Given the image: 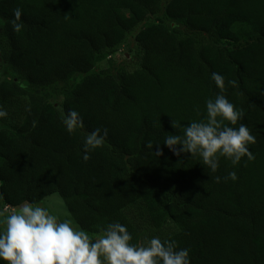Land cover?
I'll use <instances>...</instances> for the list:
<instances>
[{
	"label": "trees",
	"instance_id": "trees-1",
	"mask_svg": "<svg viewBox=\"0 0 264 264\" xmlns=\"http://www.w3.org/2000/svg\"><path fill=\"white\" fill-rule=\"evenodd\" d=\"M0 22L6 205L58 193L89 235L118 221L131 243L174 240L191 264H264V0H0ZM129 35L155 61L99 70ZM221 94L243 112L233 127L249 128L255 159L233 167L221 157L211 173L162 143L183 134L172 119L204 120L206 101ZM60 107L78 111L84 128L68 134ZM96 128L107 130L105 144L84 162L83 138ZM231 171L238 179L225 182Z\"/></svg>",
	"mask_w": 264,
	"mask_h": 264
},
{
	"label": "clouds",
	"instance_id": "clouds-1",
	"mask_svg": "<svg viewBox=\"0 0 264 264\" xmlns=\"http://www.w3.org/2000/svg\"><path fill=\"white\" fill-rule=\"evenodd\" d=\"M11 21L13 30H22V10H13ZM217 88L223 92L224 77L213 72L211 75ZM61 120L68 134H74L84 128L80 113L62 107L58 108ZM8 113L0 106V119ZM243 118V112L236 109L224 95H217L206 101V118L192 121L182 126L172 119L171 127L182 135L171 134L165 137V145L173 155L191 154L199 157L204 168L216 173L220 158L230 161L233 167L243 158L255 159L249 150L255 137L249 128L237 122ZM231 125V126H229ZM107 130L96 128L83 138L82 159L87 162L90 153L104 146ZM154 154L163 155L160 144H156ZM153 149L154 145L147 144ZM216 176L215 182L220 183ZM235 171L228 173L223 180L235 182ZM133 237L127 227L120 222H112L100 229L93 239L83 229L73 226L71 220H61L47 208L35 203L24 202L18 211L5 215L0 212V264H191L190 250L178 248L174 240H161L154 236L143 244L131 243Z\"/></svg>",
	"mask_w": 264,
	"mask_h": 264
},
{
	"label": "rangeland",
	"instance_id": "rangeland-1",
	"mask_svg": "<svg viewBox=\"0 0 264 264\" xmlns=\"http://www.w3.org/2000/svg\"><path fill=\"white\" fill-rule=\"evenodd\" d=\"M1 28L2 22H0V32ZM153 60L155 61L149 46L137 42L133 35H129L125 41L115 50V52L111 55L105 56V58L99 62L97 67L99 70L106 71L111 67L125 66L130 72H133L145 64L152 62ZM0 63H2L1 58ZM4 77V70L3 68H0V80H2ZM40 206L47 208L52 214L57 215L61 220H71L73 222V226L80 228L71 217L67 206L58 193H54L48 197L40 204ZM19 207L6 205L2 200L0 193V212L8 215L18 211ZM90 235L96 238L99 234Z\"/></svg>",
	"mask_w": 264,
	"mask_h": 264
}]
</instances>
